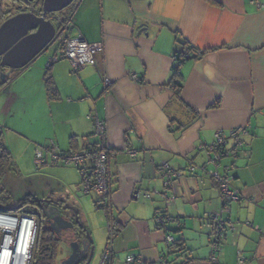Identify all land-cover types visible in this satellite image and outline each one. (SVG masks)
Wrapping results in <instances>:
<instances>
[{
    "label": "crops",
    "instance_id": "1",
    "mask_svg": "<svg viewBox=\"0 0 264 264\" xmlns=\"http://www.w3.org/2000/svg\"><path fill=\"white\" fill-rule=\"evenodd\" d=\"M67 11L73 31L101 42L102 51L94 65L72 72L66 59L48 65L57 43L14 75L4 71L0 113L17 111L11 114L18 115L23 135L15 136L23 140L16 143L8 133L4 138L2 131L0 139L15 150L18 144L16 151L31 169L34 149L51 140L59 151L92 144L89 116H96L106 126L111 151V193L104 201L95 192L83 193L77 169L54 164L40 166L30 177L36 192L78 207L88 231L96 230L97 218L84 208L100 215L107 243L108 219L101 207L106 205L119 228L109 243L110 264H126L130 254L142 264L163 258L167 264L185 258L190 264H239L241 257V264H264V0H76ZM184 46H192L197 56L178 67L177 98L166 85L174 55ZM46 73L56 86L55 99L47 97ZM236 127L248 129L237 154L222 157L216 167L208 163L211 153L203 147L216 131L227 134ZM163 162L179 172L167 186L158 172ZM213 169L230 177L242 197L228 204L229 212L222 211L219 187L209 174ZM161 211L177 220L159 228L155 216ZM216 212L226 220V230L212 261L210 217ZM166 233L183 239L188 251L169 248Z\"/></svg>",
    "mask_w": 264,
    "mask_h": 264
},
{
    "label": "built area",
    "instance_id": "2",
    "mask_svg": "<svg viewBox=\"0 0 264 264\" xmlns=\"http://www.w3.org/2000/svg\"><path fill=\"white\" fill-rule=\"evenodd\" d=\"M74 28L72 14H67L66 22L59 24L56 31L55 40L58 42L59 47L56 55L49 58L48 65L57 62L59 58H63L69 62L71 71L77 72L83 66L95 64V56L102 51V43L86 41L78 31H73ZM185 57H189L187 52H185ZM132 78L136 79L134 74ZM108 83L109 81L105 80V85H108ZM89 117L94 123V135L99 140L96 148L69 150L66 153H59L55 143L51 140L47 145L37 146L34 149L33 163L36 168L46 163L54 165L59 163L72 164L81 169L82 192L86 194L95 192L107 200L110 198L111 193L108 171V159L111 151L109 152L106 142V126L96 116ZM247 134L248 129L246 127L232 128L227 134L220 130L216 131L213 142L203 147L206 152L211 153L208 163H212L216 167L222 157L237 154L238 148L243 143L242 137ZM126 151L131 156L135 155L134 150ZM194 169V165L188 166L190 173ZM158 172L166 178L164 186H167L173 177L179 176L178 171H173L164 162L158 167ZM209 174L218 182L223 207L242 198L238 191L231 187L230 177L219 174L215 169L210 170ZM172 201L173 196H169L167 202L171 203ZM212 219L217 222L221 221L217 213L212 215ZM155 220L156 222H163L164 219H162L161 214H157ZM220 225H222V222H220ZM36 229V217L0 210V264H29ZM173 242V237L166 234L165 243L170 245ZM218 252L219 235H214L211 241L210 260L214 261ZM111 256L110 248L105 249L98 264H109ZM242 262L243 258L241 257L238 263L241 264ZM125 263L142 264V261L139 257L130 254L126 256ZM159 264H167L165 258L161 259ZM182 264H190V261H185Z\"/></svg>",
    "mask_w": 264,
    "mask_h": 264
},
{
    "label": "water",
    "instance_id": "3",
    "mask_svg": "<svg viewBox=\"0 0 264 264\" xmlns=\"http://www.w3.org/2000/svg\"><path fill=\"white\" fill-rule=\"evenodd\" d=\"M33 2L34 0H26ZM74 0H43L41 14L33 11L20 12L6 18L0 24V69L19 70L26 67L32 60L38 57L53 41L55 27L46 19V15L61 11L68 7ZM2 73V70H0ZM3 74V75H2ZM3 81L7 74L2 73ZM41 203L50 204L47 208L42 207V212L50 222L49 229L58 236L63 230L73 229L74 223L64 217L69 210L75 214L77 222V211L72 206H67L57 200L37 199ZM22 206L19 203L11 210H17ZM223 206V204H222ZM52 216V217H51ZM93 240L88 233L81 243H71V253L58 264H80L86 258L85 264H89L93 254Z\"/></svg>",
    "mask_w": 264,
    "mask_h": 264
},
{
    "label": "trees",
    "instance_id": "4",
    "mask_svg": "<svg viewBox=\"0 0 264 264\" xmlns=\"http://www.w3.org/2000/svg\"><path fill=\"white\" fill-rule=\"evenodd\" d=\"M14 1H16L20 4H23L24 8L21 9V8L17 7V10L15 12H12V13H10V11H6V14H4L5 19L14 15V14L20 13V12H27L30 9L36 14H39L41 12V4H42L43 0H34L33 2H30V3L26 2V0H14ZM185 52H187L189 54V57H185ZM194 52H195V50L192 46H184L183 49L179 53H176L174 55V63L172 66V76L169 80V83L166 86L170 87L173 90L174 96H176L177 98L180 95V89L182 87V79H181V75L178 71V67H179L181 62L190 58L191 56L196 57L197 54H194ZM60 59H63V58H59V60ZM46 74L47 75L44 79V86H45L47 97L50 100L55 99L58 95L56 86H55L50 74L49 73H46ZM92 136L95 138L94 142L92 144L88 145L87 147L82 148V149H78V150L96 148V146L99 144V140L94 135V131L92 133ZM56 147H57V145H56ZM108 149L110 152V148H108ZM70 150L76 151L77 149H70ZM57 151L59 153H66L69 150L59 151L57 148ZM12 162L13 161H12L11 153L9 152V150L6 148V146L4 145L2 140L0 139V201H3V202L5 200L9 199V194H7V191L4 189L5 188V178L4 177H5L7 170H8V168ZM46 164H50V163H46ZM57 165L61 166V165H67V164L59 163ZM69 165H71L77 169V171L80 175V178L82 179L81 169L72 165V164H69ZM108 171H109V163H108ZM109 176H110V171H109ZM215 182H216L217 186L219 187L218 182L217 181H215ZM80 184H81V180H80ZM219 190H220V187H219ZM36 200L37 199H32L30 196H26L25 198L19 200V203L23 202L22 206L20 208H18L17 210H13V211L11 209L4 210V211L19 213V214H27V215H32V216L36 217L37 229H36V234H35V238H34V242H33L31 258H30L29 264H58V260L56 258H57V253H58L59 240L56 237V235L48 228V226L45 225L43 216H40V214H38L37 209L39 208V206H38V203H36L37 202ZM102 200L104 201L105 199L102 198ZM101 207L105 211V215L108 219V225H107L108 226V238H107L106 246L104 248V250H105V249L109 248V243L112 240V238L114 237V234L119 231V228H115L114 220L109 215V211H108V208L106 207V205H102ZM222 211L223 212H229L230 209L228 208V205H226V207L222 206ZM157 214H161L162 219H164L163 222H156V225L159 228L160 227L164 228V226L167 223H170L171 221L174 222L177 220V218L170 216L167 213L162 212V211L157 212L156 215ZM213 214H215V213H213ZM217 214H218L219 218L221 219V221L217 222L216 220L212 219V216L210 217L211 218L210 236L213 239L214 235L215 236L219 235V242H220L221 239L224 237V234H225L226 220L222 217L221 213H217ZM220 222H222V225H220ZM166 234L171 235L170 233H166ZM173 239H174V237H173ZM167 246L169 248H172L174 250V252H177V253L188 251L186 249L185 241L183 239H177V240L174 239V242L170 245H167ZM85 260H86V258H85ZM189 260L190 259L185 258L183 260V262L189 261Z\"/></svg>",
    "mask_w": 264,
    "mask_h": 264
},
{
    "label": "rangeland",
    "instance_id": "5",
    "mask_svg": "<svg viewBox=\"0 0 264 264\" xmlns=\"http://www.w3.org/2000/svg\"><path fill=\"white\" fill-rule=\"evenodd\" d=\"M0 6L3 8L2 10H9L10 13L15 12L17 10V7L23 9L24 5L20 4L14 0H0ZM67 9V8H66ZM68 12L64 15L66 16ZM2 20H0L1 23ZM57 41H53L49 47L54 48L57 45ZM48 47V48H49ZM49 60V59H48ZM9 69H4L2 73L6 74L4 71H7L8 74L14 75V73H17L18 70H13L11 72L8 71ZM0 73V79H1V74ZM3 75V74H2ZM22 100H19L21 102ZM8 109V108H6ZM17 111H7L0 113V124L3 126L0 127V131H2V135H4L5 138V133H8L7 136L8 138H18L16 140V143L19 140H23V137H20L19 135H23L21 132V129L17 125H19L20 121H18V115L16 114V118L12 116V114ZM12 113V114H11ZM21 133V134H20ZM19 134V137H16L15 135ZM4 145L6 146L5 142L3 141ZM8 143V142H7ZM15 143V144H16ZM7 149L11 151L12 155V163L10 164L7 173L5 175V190L7 191V194H9V199L3 201H0V210H9L14 208L18 203L20 199L25 198L26 196H30L32 199H42V197L47 196L48 194H39L36 192L38 191V186L34 187L32 183H29L30 177L34 178L37 172V168L34 166V168H27L25 167L27 164V161L25 160L26 158H22L19 151H16L18 149V144H17V149L15 150V145L13 146L11 143L7 144ZM31 171V172H30ZM39 171V170H38ZM19 172L20 174H18ZM24 172L30 173L27 174L29 177L26 178ZM16 175V178H20L22 180H17L13 176ZM52 178V177H51ZM53 179V178H52ZM54 183L55 180L53 179ZM33 185V186H32ZM92 197L93 200H97L98 196L96 194H90L88 195ZM82 198H84L82 195L79 197L80 201H82ZM66 201V200H65ZM85 207V206H84ZM87 212L90 213V217L94 218L96 216L97 220H95V226L96 230L90 229L89 231L86 230L84 226V219L78 212V207H76V210L78 212V219H79V224H77L73 229H68V230H63L62 231V237L60 238V241L58 243V253H57V260H62L66 258L70 253H71V243L78 241L81 243V238L80 233L82 232L85 236L86 233L90 236V238L93 240L95 239V246H94V251H93V256L89 264H93L96 262L97 258L100 257L101 252L103 251L106 243V233L105 230L102 228V222L103 218L100 215H94L93 212H91V209L88 207L84 208ZM99 222L101 225H99ZM102 226V227H101ZM85 232H84V231ZM57 262V261H56Z\"/></svg>",
    "mask_w": 264,
    "mask_h": 264
},
{
    "label": "flooded vegetation",
    "instance_id": "6",
    "mask_svg": "<svg viewBox=\"0 0 264 264\" xmlns=\"http://www.w3.org/2000/svg\"><path fill=\"white\" fill-rule=\"evenodd\" d=\"M75 1L76 0H74L69 6H68V8L66 9V8H64V9H62L61 11H58V12H54V13H50V14H47L46 15V19H49L52 23H53V25H54V27H55V34H56V31H57V29H58V26H59V24H64L65 22H66V17H67V15L66 16H64L68 11L67 10H69V8L70 7H72L73 6V4H75ZM27 2V1H26ZM30 3V2H29ZM3 8L0 6V20H2L1 21V23L5 20V15L4 14H6V11H9V10H2ZM28 11H32L31 9L30 10H28ZM39 14H41V13H39ZM68 14H71V12H68ZM0 23V24H1ZM53 41H56L55 40V35H54V37H53ZM52 41V42H53ZM51 42V43H52ZM50 43V44H51ZM49 44V45H50ZM58 47H59V44H58ZM20 203H23V202H20ZM19 204V203H18ZM17 204V205H18ZM64 204V203H63ZM65 205H67V206H72V205H70V204H65ZM38 206H39V208L37 209L38 210V214H40V216H43V219H44V222H45V225L46 226H48V228H49V225H50V222L48 221V220H51V219H49V218H46L45 217V214H43V212H42V207H44V208H47V206H50V204H46V203H41L40 205L38 204ZM72 207H74V206H72ZM37 208V207H36ZM74 209H76V207H74ZM77 211V210H76ZM62 212H63V214H64V217L66 218V219H68L69 221H71V222H73L74 223V227L77 225V224H79V219L77 220V222L75 221L76 219H75V214L73 213V211H71V210H69L68 211V213H64V211L62 210ZM77 217H78V212H77ZM52 217V216H51ZM52 231V230H51ZM53 232V231H52ZM54 233V232H53ZM55 234V233H54ZM56 235V237L58 238V240L60 241V238L62 237V232H61V236H58L57 234H55ZM59 261V260H58ZM85 259L83 260V261H81L80 262V264H85Z\"/></svg>",
    "mask_w": 264,
    "mask_h": 264
}]
</instances>
